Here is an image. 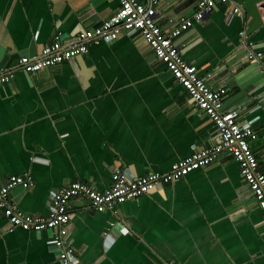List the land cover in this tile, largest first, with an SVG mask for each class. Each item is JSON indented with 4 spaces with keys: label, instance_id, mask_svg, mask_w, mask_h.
<instances>
[{
    "label": "crops",
    "instance_id": "crops-1",
    "mask_svg": "<svg viewBox=\"0 0 264 264\" xmlns=\"http://www.w3.org/2000/svg\"><path fill=\"white\" fill-rule=\"evenodd\" d=\"M196 2L160 0V24L191 17ZM118 8L117 0H0V46L34 47L35 58L57 33L74 42ZM119 30L114 40L90 41L88 54L35 73L17 58L11 64L16 75L0 86V187L11 175L32 174L33 188L11 192L25 212L49 215L52 193L75 180L104 190L116 168L131 179L165 173L219 141L213 120L143 35ZM249 42L263 52L257 62H245ZM176 44L211 86L226 87L225 106L243 105L238 116L258 132L252 148L264 172V0L217 2ZM118 210L72 200L70 236L81 264H264V211L226 152ZM53 233L11 231L0 209V264H62Z\"/></svg>",
    "mask_w": 264,
    "mask_h": 264
},
{
    "label": "built area",
    "instance_id": "built-area-1",
    "mask_svg": "<svg viewBox=\"0 0 264 264\" xmlns=\"http://www.w3.org/2000/svg\"><path fill=\"white\" fill-rule=\"evenodd\" d=\"M117 1L118 10L90 33L82 32L74 42L64 43L62 33L59 32L54 41L45 46L41 56L20 57L18 67L27 73H35L45 67L88 54L90 41H111L118 38L121 27L137 30L146 39L157 58L167 65L176 81L188 91L196 105L213 120L219 141L174 162L165 173L149 172L131 179L121 168H116L110 187L104 190H99L88 182L75 180L52 193L49 200L50 213L44 216L25 212L11 198V192L16 187L26 190L33 188L34 176L30 173L11 175L0 187V209L4 211L10 230H52V242L62 264H81L70 236L73 199H85L96 211L116 215L121 204L138 199L159 184L179 180L190 172L213 163L222 152L230 154L238 162L248 190L264 211V172L260 169L252 148V142L259 137L258 132L239 118L238 113L243 105L235 103L225 106L226 87L211 86L207 79L200 75L198 66L183 57L176 44V39L183 32L191 29L196 22H203L209 17L217 2L226 4L230 0H197L194 14L191 17L169 19L171 27H163L159 22L160 0ZM229 9L235 14H242L241 7L237 5ZM248 47L250 50L244 56L245 62L252 63L262 59L263 52L253 50V42H249ZM15 71L0 70V86L12 81L16 75ZM260 102L264 107V98H261ZM121 224L120 220L117 221L118 226ZM117 225L112 228L118 230Z\"/></svg>",
    "mask_w": 264,
    "mask_h": 264
},
{
    "label": "water",
    "instance_id": "water-1",
    "mask_svg": "<svg viewBox=\"0 0 264 264\" xmlns=\"http://www.w3.org/2000/svg\"><path fill=\"white\" fill-rule=\"evenodd\" d=\"M187 32L188 31L183 32L176 40H178L180 37H182ZM33 48L30 51H17L14 53H7L6 49L4 47L0 46V70H10L11 64L13 63L14 59H16V58L19 59L20 57H23V56L33 58L35 56V52H34ZM29 54H31V55H29ZM171 74H172V72H171Z\"/></svg>",
    "mask_w": 264,
    "mask_h": 264
}]
</instances>
